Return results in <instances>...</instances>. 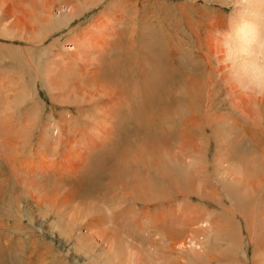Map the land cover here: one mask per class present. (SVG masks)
Masks as SVG:
<instances>
[{"label": "rangeland", "instance_id": "1", "mask_svg": "<svg viewBox=\"0 0 264 264\" xmlns=\"http://www.w3.org/2000/svg\"><path fill=\"white\" fill-rule=\"evenodd\" d=\"M95 1L89 6L87 0H80L76 5L80 7V14L69 20L64 8L66 4L55 2L51 15L61 24L47 35L45 30L41 31V36L38 35L40 31L37 29L36 36H31L23 27V33L13 28L0 30V264H104L102 257L106 244L101 243L100 237H130V232H133L134 238L127 239L133 240L134 244H144L142 240L147 241L146 232H142L147 228L143 219L145 214L154 219L163 210L162 214L174 210L178 211L177 215L180 212L184 215L183 211L188 213V216L180 214L181 219L193 217L183 209L185 202L189 201L188 205H193L192 209L201 212L203 217L206 213L212 214L206 245L208 253L216 254V261L224 262L223 250L227 249L224 232L234 219V224L245 236L241 242L242 247L245 246L243 259L245 264H252L256 237L253 240L249 238L247 225L245 228L238 214L233 217V204L223 189L224 185H233L243 190L248 185L247 188L258 198L257 214L261 212L260 217L264 221V164L238 167L226 157L231 124L227 115H235L229 100L241 102L237 85L241 86L239 78L234 80L235 76L224 68L228 61L218 57L222 56L219 55V47L224 37L221 28L230 21L233 7L236 8L238 4L235 0H222L223 3L218 5L213 0ZM39 2L32 0L31 4ZM73 2L76 3L75 0ZM13 4L17 6L15 10L18 14L15 18L7 17L6 22L16 19L15 26L19 27L24 18L27 26H31L27 14L30 6L18 0ZM57 6L60 10H57ZM117 10H120V14ZM113 17H118V20ZM216 31L220 32L217 34ZM215 38L220 39L219 42ZM142 43L148 46L145 48ZM138 47L143 50L139 52ZM99 49L107 52V55L100 56L104 58V63L96 59L99 58ZM108 49L112 52H108ZM214 51L219 52L218 56L214 55L216 52L213 54ZM147 53L146 57L153 56L148 57V70L145 72L146 62L142 59ZM97 61L99 70L93 76ZM138 61H141L140 65ZM155 66L159 68L158 71ZM160 69L162 76L157 75ZM101 71L114 78L115 85L121 86L122 90L111 95L113 98L117 96L120 104L122 102L119 110L122 113L112 111L114 114H109L106 111L109 106L96 101L76 105L70 102V94L74 93L70 86L88 87V83L93 81L101 83L104 81ZM111 71H114V76ZM150 71L155 79L161 78V84L157 86L160 90L157 88L158 96L154 91V98V94L149 95L152 102L138 124L132 115L139 111L138 99L141 95H134L136 91L132 88L140 87L143 83L155 88V79ZM167 78L170 81L166 83ZM233 82L237 85L234 86ZM107 91L110 93L111 89ZM113 118L116 121H112ZM239 123L240 129L242 122ZM249 124L252 125L251 122ZM142 136L146 140L140 144L138 141ZM145 146H164L166 155L178 167L199 171L194 172L188 188L196 186L194 189L201 193V199L194 195L187 201L181 192L177 198L184 199L141 208L144 205L141 202L137 205L133 197L123 198L118 193L120 189H117L120 180L133 183L132 175L137 168L141 170L139 177L148 179L149 171L142 163L136 162V156L145 150ZM260 149H264V144ZM155 179L161 180L160 177ZM63 200L71 205L66 210L68 203L58 208V203H63ZM104 200H107L105 202L111 211L104 208ZM79 202L84 204V208L86 204L89 205L87 217L83 211L76 210L77 205H81ZM133 202L137 205L134 209ZM91 205H96L98 210L93 207L95 211L92 213ZM76 211L78 214H75ZM80 214L82 220L77 216ZM139 218L140 229L135 225ZM81 235L94 237L92 250L81 245L80 241L77 243ZM94 240L87 241L91 243ZM261 241L264 250V226ZM239 253L241 255L242 250ZM262 255L264 257V253ZM124 260H113L110 264H124Z\"/></svg>", "mask_w": 264, "mask_h": 264}, {"label": "bare ground", "instance_id": "2", "mask_svg": "<svg viewBox=\"0 0 264 264\" xmlns=\"http://www.w3.org/2000/svg\"><path fill=\"white\" fill-rule=\"evenodd\" d=\"M14 1L15 0H0V30H4V28L5 29L13 28V29L19 30L21 33H23V31L25 30L29 34H32L31 36H36L35 31L37 29H39L38 31H40V32L38 33V35H40L41 31H44V30H45V33L47 35V33H50L54 29H56L57 25L61 24L60 20L53 19L52 15H51V10H52L51 7L53 6V4H55V6H56L55 2H57V1H62L64 4H66V6L64 5V8H66L65 10H66V12H68L67 20H69L73 17H76V16H78V14H80V9H79L80 7L79 8L76 7V5L79 4L80 0H78V1L75 0V2H76L75 4L73 2L74 0H40L39 4H36V5H34V3L31 4L32 0H18L19 3L27 4L30 6V9H28L27 14H28V17H30L28 22H30V24H31V26L30 25L27 26V24H26V22H24L25 20L23 18L22 19L23 22H21V25L18 24L19 25V27H18V26H15L17 23L16 19H14V20L12 19V20H10V22L9 21L6 22L7 17L15 18L16 15L18 14L17 11L15 10V7H17V6L15 4H13ZM87 1H88L87 4L90 6V4L93 5L92 3L95 0L93 2H91L92 0L91 1L87 0ZM98 1L99 0H97V2ZM235 1L238 4V6L236 8H235V6L233 7L234 8L233 16L230 17L231 18L230 21L228 23H226V25L224 27L222 26V28H221V30H222L221 34L224 35V37L221 39V42H220L221 47H219L221 53L219 54V52L214 51L213 54L215 52L217 54H214V55H217V56H218V54L219 55L222 54V56L218 57V58L222 59L223 61L224 60L228 61L225 64L224 68L226 67L225 69H227L231 75L235 76L234 80H236V78L237 79L239 78L238 81H239V84L241 87H239V85L235 84L234 82L233 83H234V86H236V85L238 86L237 88L239 89L238 91L240 92L239 97L241 98V102L238 103L235 101H231L232 99L229 100L233 106V110H231V111L235 115H232V113H230V114L228 113L229 115H227V116H229V118H227V119H229L231 124L229 127V140H228V144H226V146H227L226 147V157L228 160H232V162L236 166L248 168V167H256L258 165L264 164V149H262V150L260 149L261 146L264 144V0H235ZM235 1H233V2H235ZM33 2H34V0H33ZM213 2L217 5L223 3L222 0H213ZM236 3H234L233 5H235ZM68 4H70L71 6L68 7ZM95 4L96 3H94V5ZM124 4H126V3H124ZM55 6H53V7H55ZM34 7L38 8V9L34 10ZM112 7H113V5H112ZM220 7L226 8L225 6H221V5H220ZM123 8L125 9L126 7H123ZM67 9H68V11H67ZM117 9H119V8H117ZM57 10H60V8L58 6H57ZM81 10L83 11L82 8H81ZM221 10L223 11L224 9H221ZM119 11L117 12L118 14H120ZM123 13H125V12H123ZM38 14H40V15H38ZM125 15H127V14L125 13ZM25 16H27V15H25ZM17 18H18V16H17ZM227 19L228 18L225 19V22ZM18 21H19V19H18ZM20 21H21V18H20ZM209 24H210V22H209ZM220 25H222V23ZM214 26H217V25H214ZM22 27L24 28V30H22L23 29ZM216 28H218V27H216ZM208 32H210V31H208ZM216 32L218 34L220 31H216ZM214 34H216V33H214ZM217 38H215V39L217 40ZM31 39L33 40V38H31ZM219 40H217V42H219ZM211 43L214 44V42H211ZM101 44H100V46L103 47ZM120 46L118 45V47H120ZM143 46H144V44H143ZM145 46L147 47L148 45H145ZM216 46L218 47L217 44H216ZM216 46L214 48H216ZM126 48H127V45H126ZM130 49H131V47H130ZM138 49H139V47H138ZM140 49L143 50L142 47ZM140 49L138 50L139 52H140ZM108 52H112V51L109 50ZM146 52H149V51H145V53ZM93 53H95V52L93 51ZM106 53L107 52H103V49L102 50L99 49L97 52V55H98L97 57H99V58H96V59H98L101 63H104V58L100 57V56H105V55H107ZM135 55H137L136 52H135ZM135 55H134V57H135ZM147 55H148V53L145 55L144 59H142V61L144 60L146 62L145 72L148 70V65H147L148 61H149L148 57H150V56L152 57L153 54L146 57ZM154 56H155V54H154ZM157 57H160V56L157 55ZM157 59H159V58H157ZM161 59H159V60H161ZM208 60H210V59H208ZM99 61H97L98 66H97V68H95L96 70H93L95 73V74L92 73L93 76H95L97 71L99 70V68H98L99 67ZM140 62L138 61L139 65H140ZM145 62H143V63H145ZM151 62H154V60H152ZM152 64H155L159 67V65L156 63H152ZM223 65H224V63H223ZM107 67H108V65H107ZM152 67H151V69L149 67V69L152 70ZM219 67H220V65L218 66V68ZM116 68L117 67H115V70H116ZM154 68L157 69L156 66ZM221 68L222 67H220V70H221ZM158 69H157V71H158ZM163 69H164V67H163ZM225 69L223 71H227ZM117 70H118V68H117ZM124 70H125V68H124ZM217 70H219V69H217ZM154 71H155V69H154ZM161 71L162 70L160 69V71L157 73V75H161L160 74ZM108 72H109V70H108ZM111 72H112V75L114 76L115 75L114 71H111ZM163 72H165V71H163ZM100 74L102 75V78H104V81H102L101 83H97V81L89 82L88 85H90V86H88V87L71 85L70 87H73L74 93L70 94V98H69L70 102H73L76 105V104H81L83 102H90L91 103V101H96L97 103H102V105H106V106L108 105L109 108L106 109V111H109L110 112L109 114H111L112 111H116V113H120L121 111H119V110H121L122 102L120 104L119 103L120 100H118L117 96H116V98H117L116 99V98H113L112 95L115 94L114 92H118V90H122L121 86L115 85L114 80H113L114 78L111 79L109 76L105 75V71H103V73L101 71ZM119 75H120V73H119ZM151 75H153L152 72H151ZM145 76H147V75L145 74ZM138 77H139V75H138ZM142 77H141V79H142ZM165 77H167V74ZM122 78H123V75H122ZM159 78L155 79L154 75H153V79H155V86L153 85L154 83L152 85L155 88H151V85H150V87L145 86L146 83H143L140 87H133L132 88L133 90L136 91L135 94L133 93L134 95H136V94L141 95L139 97L140 100L138 99V106L140 105L139 111L135 112L132 115L133 120L137 121L138 124L141 123L140 118L143 117L145 115V113L147 114V112H146L147 106L151 104L152 98L156 97V95H157L156 92H158V89H159L158 87L161 84ZM150 79H147V81ZM227 79H228V77H227ZM229 79L233 80L231 77ZM168 80L169 79L167 78L166 83ZM147 83H149V82H147ZM203 85H205V84H203ZM76 86H78V87H76ZM243 87H245V88L243 89ZM56 88H54V89H56ZM176 88H178V87H176ZM107 89H111L110 93H108ZM247 90H250V92H247ZM154 91H155L156 95L154 94ZM165 92H166V90H165ZM111 93H112V95H111ZM151 94H154L155 96L153 95V97L150 98L149 95H151ZM213 94H214V92H213ZM235 95H236V93H235ZM232 96H234V95H232ZM102 97H104V98H102ZM234 99H235V97H234ZM141 100H143V102H141ZM167 101H168V99H167ZM97 103H96V105H97ZM142 104H144L143 107H142ZM133 106L135 107V104ZM105 108H107V107H105ZM230 108H231V105H230ZM86 110L88 111V109H86ZM228 110H229V108H228ZM87 111H86V113H87ZM84 112H85V110H84ZM112 114H114V112ZM110 116H112V115H110ZM115 119L113 118L111 120L116 121ZM111 120H110V123H108V124H110V126L112 124ZM239 121L242 122V124H241L242 128H240L241 132H239V130H240L239 129V127H240ZM249 122H251L252 125L249 124ZM225 125H226V123H225ZM235 127H237L238 130ZM139 130H142V129H139ZM236 130L238 132L237 134H235ZM223 135H224V133H223ZM235 136H237V137H235ZM145 140H146L145 136L144 137L142 136L138 142L141 144V142H144ZM223 146H225V145H223ZM163 147L162 146L161 147L145 146L144 151H142L140 153L138 152L139 154L137 153L138 156H136V162L142 163L145 166V168L147 169L146 171H149L148 179L139 177L141 174V170H138V168H137V170L135 169L136 172L134 171L135 173H133V175H132V172H130L131 175L134 176L133 183L129 184L126 182V179H122L119 182L120 185L117 187V189L118 188L120 189V191L118 193H121L123 198L129 196L131 198L133 197L132 200L136 204L138 202H141L144 205L141 208H146L150 205H154V206L162 205L164 202L167 203L170 200H173V202L179 201L178 199H180V198L181 199L185 198L188 201L189 199H191V196L194 197V195L198 196L199 199H201L200 196L202 197L201 193L198 192L196 189H194V188H196V186L193 187V189L188 188V185H189V183H190V181L194 175V172H195V171H193L194 169L192 168V170H187L186 168L178 167L174 162L171 161V157L166 155V152H165ZM222 148H225V147H222ZM132 153L134 154L135 152L132 151ZM223 163H224V161H223ZM255 164H257V165L254 166ZM189 166H191V165H189ZM188 168L190 169V167H188ZM197 169H199V167H197ZM196 172H197V170H196ZM197 173H200V172L198 171ZM222 173H220V174H222ZM147 174H148V172H147ZM155 177H160L161 180L157 181V179H155ZM249 183H252V182L249 181ZM246 184H248V183L246 182ZM251 185H253V183ZM124 187H125V189H124ZM197 187H198V185H197ZM247 187H248V185H247ZM247 187L243 190H240L238 188H235L233 185H224L223 189L225 191V195H226L227 199L230 201V203L232 202V204H233L232 209L235 212V214H233V217L238 214V217L242 221H244L245 228L247 225L246 229L248 231H250V233H249L245 229L248 233L249 238H251L253 240L254 237H256V240H255L256 249H254V251H253L254 255H253V263L252 264H264V257L262 255L264 252H262L263 249L261 247L262 227L264 226V221H263V218L260 217L261 212H259L257 214L258 198L253 194V191ZM201 189H203V188H201ZM181 192L184 193L182 196H185V197L184 198H182V197L177 198ZM116 195H117V193H116ZM45 200H43V201H45ZM64 200L62 201L63 203L59 202L58 203L59 205L57 204L59 206V207L57 206L58 208H62V206H60L61 204L66 205L68 203L67 201L65 202ZM43 201H41V202H43ZM105 201H107V200H104V208L107 209L108 211H111L109 205H107V203ZM45 202L48 203L47 201H45ZM134 202L132 204V206L134 205L133 209L135 206L138 205V204L135 205ZM185 203L186 204L184 205L183 209L187 210V212L191 213V214H189V216L193 215V217L190 216L189 218L185 217L186 219L185 218L181 219L180 218L181 216L179 217V215L180 214L182 215V213L179 211L180 214L177 215L176 212H178V211L175 212L174 210H173V212L172 211L170 212V210H168L170 213L165 212L164 214H162V212L164 211L163 210L162 212H160V214H158V216H156L154 218L155 220L152 219V217H150V216H146V214H145V217L144 218L142 217L145 221L144 224L147 225V228L142 230L143 233L146 232V234H147L145 237L147 239V241L145 239L142 240V241H145L144 244H142V242H138L137 244L136 243L134 244L133 240L130 241L127 239V238H129V239L134 238L135 234L133 232H132L133 234L130 232L131 238L128 237L127 235H124V234L123 235L125 238L124 237L113 238V235H110V236L106 235V236L100 237L101 243L106 244V246L104 247L105 252H104V255L102 257V258H104V264H110L113 260H117L118 262H120L123 258H125L124 264H130V261H131V264H187V263H189V264H191V263L192 264L193 263L194 264H220L222 262L221 260L216 261L218 256H215L216 254L211 255V253L209 254L208 251L206 250V248L208 249V247H206V245L208 243L209 235H210V229H211V222L210 221L212 220L211 219L212 214L206 213L205 216L203 217L201 212H199L196 209H192L193 205L191 206V205H188L187 202H185ZM79 204H81V202H79ZM83 205L84 204H81L80 207L77 205L76 210L79 209V210L83 211L84 216L87 217L88 212L90 211V207H89V205L86 204L85 208H84ZM69 206H71V205L68 203L65 206V210H66V208H69ZM91 206H92L91 208L94 207L96 211L98 210L96 205H94V206L91 205ZM50 207H52L51 204H50ZM94 208L92 210V213L95 211ZM205 209H207V208H205ZM70 210H71V208H70ZM130 210L132 211V209H130ZM138 210H139V208H138ZM180 210H181V206H180ZM77 211H76V213L75 212L74 213L78 214ZM208 211L209 210H207L206 212H208ZM233 211H231V212H233ZM65 212L63 210L62 213L65 215L66 214ZM78 212H80V211H78ZM102 212L105 213V211H102ZM128 212H130V211H128ZM60 213H61V211H60ZM68 213L69 212H67V214ZM183 213L185 216H188L187 215L188 213H186V211L185 212L183 211ZM184 215H182V216H184ZM77 216H79L80 219L82 220L83 216L81 214L77 215ZM75 218H76V216H75ZM104 218H105V216H104ZM107 219L108 218H106V220ZM217 219L218 218H216L215 220H217ZM104 222H106V221H104ZM234 223H235L234 219H232L230 221V225L228 226V228L225 229V232H224V236H225L226 244H227V249H226V251L223 250V255L225 256L224 262H222L223 264H245V260L243 259V257H244L243 251L245 250V246L242 247L243 244L241 245V242H243L242 240L244 239L245 236L243 237L242 230L239 227H238L239 228L238 229ZM138 224H140V218H139L137 224H135L139 228ZM249 224H251V225H249ZM150 226H151V228H150ZM149 229H150V231H149ZM89 230L92 231V229H90V228H89ZM140 238L143 239L142 236H140ZM78 239L79 240H77V243H78V241H80V242H82L81 245H84L85 247H87L90 250L93 249V243L95 242L94 237L81 235ZM88 239H91L94 241L89 243L87 241ZM212 250H213V248H212ZM239 250L240 251L242 250L241 255L239 253L240 252ZM238 254H239V256H238ZM95 255H97V254H95ZM102 261H103V259H102ZM242 261H243V263H242ZM213 262H215V263H213Z\"/></svg>", "mask_w": 264, "mask_h": 264}]
</instances>
